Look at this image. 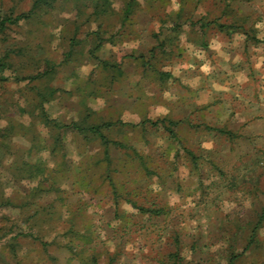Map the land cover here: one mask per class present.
Instances as JSON below:
<instances>
[{"label":"rangeland","instance_id":"obj_1","mask_svg":"<svg viewBox=\"0 0 264 264\" xmlns=\"http://www.w3.org/2000/svg\"><path fill=\"white\" fill-rule=\"evenodd\" d=\"M109 1L95 48L91 0L18 20L34 0H0V264H264V0H136L120 35ZM42 95L63 123H114L108 171L94 137L50 151Z\"/></svg>","mask_w":264,"mask_h":264},{"label":"trees","instance_id":"obj_2","mask_svg":"<svg viewBox=\"0 0 264 264\" xmlns=\"http://www.w3.org/2000/svg\"><path fill=\"white\" fill-rule=\"evenodd\" d=\"M158 0H148L149 4L151 3H155ZM48 2V0H34L33 5L31 7V9L27 12V13H23L19 16H17L15 18V20H18L20 18H27L28 16L31 15L32 11H34L35 9H37L41 4ZM92 2V12L90 13V15H93L94 17V21H98V29H93L91 30L87 35L89 36H93V38L95 39L96 43L94 45V47H98L99 44L102 42V32L104 30L100 29L103 25V19L106 17L108 18V16L111 14V9L110 8V1L109 0H91ZM137 1L136 0H126L124 2L122 11H121V16L119 19V26L118 28L114 31L115 34L120 35V33L122 32V30L125 27L126 22L128 21V18L130 17V15L133 13V10L135 8V5H137ZM152 4V5H153ZM180 16V11L176 13L175 18L179 19ZM102 19V21H101ZM12 22V20L10 18H0V33L3 32L6 28V23L8 22ZM176 24V23H175ZM174 24V28L176 25ZM209 25V22L207 21H203L200 23V26L203 28L207 27ZM218 27L220 29H223L225 27H227L226 25L223 24H219ZM250 38L254 39L256 37L250 36ZM167 40H171L172 38L170 36L166 37ZM154 50H152L153 52ZM0 66H2V63H0ZM1 69V68H0ZM44 74H46V71H43L42 73H37L36 75H34V78H40L42 77ZM40 94V93H39ZM39 98V103H37V110H39L38 112V120L40 123L43 124L44 127H46L48 130L51 131V135L53 137V141H52V146L50 151L55 153L57 152L60 147L63 144V135L64 132L66 131H71V132H76L78 134H82L84 138H89L94 137V139L99 140V142L102 144V146L104 147V158L107 161V165H106V169L107 171L111 168L112 165V159L110 158L109 155V145L113 144L115 146H119L120 148L123 147V144L118 142V141H112L111 139H109L106 134L103 132V128L108 129L111 126L114 125L113 122H101V123H89L87 121L88 117H81L79 120H74L71 121L69 123H63L61 121L56 120L55 118H51L49 116V114L46 112V110L44 109V102H46L47 98L44 97L42 95V97H38ZM117 123H121V124H127L123 121H117ZM146 121H143L141 124H145ZM151 124L155 125V122H151ZM14 129V127L11 125L9 127H5L3 130L0 131V137H2V143L5 144V138L8 137L9 134H11L12 130ZM219 132L221 133H225V131L223 129H218ZM33 143H37L38 146V151H44L46 146L44 145V143H41V145H39V142H37V138L33 139ZM46 163L45 160H43L41 157L37 158V161L33 164V163H24L23 165H20L19 168L21 170H23V173H26L27 176H45V167H46ZM108 179L110 184L112 185L113 188V192L115 194V196L118 197V195L120 194L117 190L116 184L114 182V180L112 179V177H110L109 173L107 174ZM49 188H51L52 190H54L55 188V181L50 182ZM116 197V198H117ZM133 206L136 207L135 204H133ZM139 208V210H146L143 209L142 207H137ZM153 212L154 214H161L163 213L162 209H150L149 212ZM257 225H253L252 229H251V234L253 235L257 229Z\"/></svg>","mask_w":264,"mask_h":264}]
</instances>
